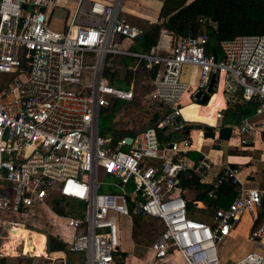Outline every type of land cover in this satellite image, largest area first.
<instances>
[{"label": "built area", "instance_id": "built-area-1", "mask_svg": "<svg viewBox=\"0 0 264 264\" xmlns=\"http://www.w3.org/2000/svg\"><path fill=\"white\" fill-rule=\"evenodd\" d=\"M61 1L0 0V230L11 231L9 241L21 225L12 215H28L37 205L50 207L56 239L67 251L83 254V264H123L116 215L132 218L134 213L161 222L162 230L149 246L159 261L180 253L188 264H222L218 244L245 212L264 207V187H241L227 207L214 208L209 221L190 215L179 184L182 174L204 181L214 165H222L211 181L214 196L225 179L238 180V169L218 163L201 147L196 148L203 155L197 162L187 157L193 141L181 135L188 119L180 102L190 85L182 71L186 65L198 68L194 93L207 90L215 75L226 98L239 91L242 100H257L262 112L264 34L223 39L222 54L215 56L206 50L208 34L183 36L162 27L158 41L137 52L124 47L123 40L133 41L145 30L120 17L118 0H77L57 29L51 20L63 7ZM126 55L133 60L117 63ZM122 66L132 79L119 86L111 78ZM140 69L151 86L143 103H158L159 117L132 135L102 134L101 108L117 99L133 101ZM218 104L216 137L225 110ZM260 129L264 119L246 117L232 126L231 134L249 145ZM57 196L79 204L59 213L54 209ZM14 235L19 243L9 248L3 243L0 256L10 250L33 255L23 248L26 239ZM249 238L254 249L230 264H264V218Z\"/></svg>", "mask_w": 264, "mask_h": 264}, {"label": "crops", "instance_id": "crops-1", "mask_svg": "<svg viewBox=\"0 0 264 264\" xmlns=\"http://www.w3.org/2000/svg\"><path fill=\"white\" fill-rule=\"evenodd\" d=\"M64 1L65 0L61 1L62 5H63ZM71 1L73 3L74 8H75L77 0H71ZM104 1L107 3L113 4L116 0H104ZM163 1L164 0H118V2H120L118 5L120 8L119 14H121V12L124 13L122 19H124L128 22H131V23L138 24L140 26L143 25L142 27L146 31L148 28L151 27L152 24L159 22V14H160V10H161ZM53 22H54V18L51 20V23H53ZM64 23H65V21H64ZM136 39L133 41H129V40L124 39L123 40V46L126 47L127 49L131 50V51H137L134 49V46L136 44L135 43ZM158 39H159V37H158ZM137 52H145V51L139 50ZM217 53L220 55V53L218 51H217ZM131 60H133V58L130 55H126L123 57H118L117 63L125 65V64H128ZM185 67H187V69L192 68L191 72L195 76V80H192L191 78L188 79L187 72L184 71ZM184 68L182 71V79L185 82H187L190 85V87H193V89L196 88L198 85V82H199L198 68L193 66V65H186V66H184ZM119 69H120V71H119L120 73L114 76L115 82L116 83L117 82H121V83L130 82L132 79V74L130 72L126 71L124 66H122V68H119ZM145 77H146L145 70L140 69L138 76H137L138 80L136 81L137 86H138L137 96L133 101H129V102H131V104L133 103V105H135L134 102H138L140 104H141V102L143 103L144 98L141 99V101H140V100H138V97H143V95L145 96L151 88L150 83L148 82V80ZM193 89H192V94L194 96L195 93L193 92ZM222 89H223L222 85L221 86L216 85V83L214 82V85L212 88V93H211L210 98L206 104L198 103L197 99L194 96V99L196 100L195 103L188 105L187 107L182 105L183 113L186 116V118L188 119V122H187V129L184 132H182L181 135H188L192 138V141H193V146L186 153L187 157L191 161L197 162L199 159H201V157H203L202 152H205V153H208V155L212 159L217 161L218 163H226V164L230 163L231 166L236 167L238 169V180L237 181L233 180V181L239 183V187L237 190L238 194L240 192L241 187H264V154H263V150H264V129H260L259 132L253 134L250 137V144L249 145L240 144L239 139L237 137H236V140H232L231 137H233V134H231L228 139H222L219 136L210 137V145L207 143L208 138L204 135V129L206 126H213L214 127V124L216 122L214 115H215L216 108L219 106L218 103L225 105L224 114H225L226 110L230 106H233L235 103H246V101L241 99V95L239 94L240 93L239 91L234 96H231V97L227 96V98H226V96L222 93ZM202 105H205V107L207 108L206 115L204 113H197L196 112V108L197 107L201 108ZM259 109H260V107L258 106L254 115L244 116L243 118L250 117V118H252L254 120H258V121L263 120L264 119V111L261 112V111H259ZM224 114H223V119H222L223 126H226L225 124H228L229 126H235L234 124L224 122ZM158 117H159V113L154 110L152 113V116H151L152 121H151L150 125H152L154 123L155 119H157ZM129 118L131 119L130 116H129ZM191 123H194V124H191ZM121 125L122 124L112 128V131H114L117 134L116 136L124 135V134L132 135L131 133H133V132L136 133V132H138V131L149 126V124H148L146 126H143L140 129H138V130H135V129L129 128V126H133L132 122L127 127H124ZM196 125H202V127L197 128ZM102 134L110 135V134H105V133H102ZM195 136H196V139H195ZM219 140H221V141L218 142ZM200 147L202 149V152L196 150V148H200ZM221 172H222V165L216 164V165H214V169L212 170V172L209 174V177L205 179L206 181L205 180L202 181L201 178L199 176L198 177H199L201 182L211 184V181L213 179H215L216 176L219 175ZM184 190H185V195L188 198V200H193L195 198L196 193L194 190L189 189V188H184ZM190 192H191L192 196L188 197L187 193H190ZM56 199L57 198L55 197L54 200L56 201ZM197 202H200V203H197ZM194 203H195V210H194L195 216L194 217L201 218V217H198L196 215H199V213L204 214V216L207 218H201V219L208 220V221L210 220L209 214L211 212H213L214 208H217L214 205V203H210V202L194 201ZM73 204H74L73 206H75V205H78L79 203L73 202ZM205 204L209 205V208H207L205 206ZM56 205H57V203H56ZM56 205L54 206L55 210H56V208H55ZM220 207H226V206H220ZM69 208L70 207L68 205H66L64 207V210L66 209L65 211L68 212ZM35 209L36 210H43L44 208H42L40 205H37L35 207ZM48 211H50L52 213L50 207L48 208ZM34 212H35V210H34ZM245 215H247L246 224L243 226H241L240 224L239 225L237 224L236 228L233 229V231L231 232V235L225 239V240L229 241L232 248L229 250V256H228L227 260H225L224 262L220 261L222 264H230L231 261L239 259L240 257L244 256L247 252L254 249V246L252 245L251 250H249V251L245 250L244 251V247H245L246 242H251L253 244V242L249 238L250 232L253 228L258 226L262 222V220L264 218V207L257 209L255 213L245 212L241 218H243V216H245ZM52 228H53V226H52ZM30 229L33 230V228H30ZM42 233H44L47 237V240H49L48 238H50L51 235H48L45 232H42ZM133 241H135V240H133ZM135 243H136V246L140 245L139 242L135 241ZM9 246H8V248H9ZM148 248L150 249V247H148ZM136 252L140 253V255H136L133 253L128 254V255L141 257L143 252L140 250V248H138V250ZM237 253H240V256H237ZM46 254L48 256L46 258V259H48L47 260L48 262H44V263H49L52 261V259H56L54 261V263H52V264H68V263H70V264H81L82 262L84 263V255L83 254L78 253V252H69L66 250V248L65 249L51 250L48 247V249H46ZM128 255L125 257V259L128 258ZM153 258H154V261L152 263H149V264H158L160 262L159 260L155 259V257H153ZM176 258H177L176 253L172 254L167 259V261H165V262H169L168 264H176L175 263ZM119 264H121V263H119ZM123 264H126L125 260H124Z\"/></svg>", "mask_w": 264, "mask_h": 264}, {"label": "trees", "instance_id": "trees-1", "mask_svg": "<svg viewBox=\"0 0 264 264\" xmlns=\"http://www.w3.org/2000/svg\"><path fill=\"white\" fill-rule=\"evenodd\" d=\"M162 27L183 36L206 33L209 36L207 52L218 51L219 43L223 39L237 34H264V0H164L159 22L152 24L136 39L134 49L148 51L158 41ZM114 76L112 75V82ZM258 106L257 100L235 103L226 110L224 122L237 125L244 116L254 115ZM179 184L196 193L195 198L188 202L191 216H195L194 201L214 203L216 207H227L237 196L239 187V183L225 179L212 197L210 191L213 186L201 182L195 174H182ZM62 201L70 207L68 212H72L73 202L58 196L56 210L59 213L66 212L61 205ZM205 206L209 208V205L205 204ZM132 219L135 224L132 236L138 242L135 227H142L143 216L133 213ZM48 247L51 250L65 249L66 244L51 236ZM122 257L125 258L126 254L123 253Z\"/></svg>", "mask_w": 264, "mask_h": 264}, {"label": "rangeland", "instance_id": "rangeland-1", "mask_svg": "<svg viewBox=\"0 0 264 264\" xmlns=\"http://www.w3.org/2000/svg\"><path fill=\"white\" fill-rule=\"evenodd\" d=\"M73 8L74 6H73L72 1L65 0L63 3V7L56 9V13L53 16L54 22L52 23V25L58 29H62L64 25L63 20L68 14H71L73 12L74 10ZM123 15L124 13L121 12L120 14L121 18L123 17ZM218 52L220 53V55L222 54L220 48H218ZM191 70L192 68H188V69L187 67L184 68V71L187 72L188 79L191 78L192 80H195V76L193 75ZM192 89L193 87H189V89L183 94L181 98V102H180L181 105L187 107L188 105H191L196 102L192 94ZM144 97H145L144 95L143 97H138V100L141 101V99H143ZM134 104L135 105H133V103L131 104V102L127 100L117 99L113 103V105H110L109 107L101 108L100 119H99L100 131L105 134L116 136L117 134L114 131H112V128L115 126H119L120 124H122L121 126L127 127L132 122L133 126H129V128H132L135 130H138L148 124L150 125L152 121V118H151L152 113L155 110L156 106H158L159 104L158 103L145 104L142 102L141 104L138 102H134ZM196 112L204 113L206 115L207 108L205 107V105H202L201 108L200 107L196 108ZM129 116L131 117V119L129 118ZM191 124H194V123H191ZM131 134H134V132ZM236 137L237 136L233 135L231 139L236 140ZM207 138H208L207 143L210 145V137H207ZM195 139H196V136H195ZM220 141L221 140H219L218 142ZM187 196L191 197L192 196L191 192L187 193ZM75 209L76 207L74 206V210ZM211 213L209 214V217L211 216ZM116 216H117L118 223H119V237H120L119 251L120 253L122 254L124 253L126 254V256L132 253L136 255H140V253L136 252L138 248H140V250L143 252L141 257L128 255V258L125 259L126 264L152 263L154 261V258L152 257L153 256L152 250L149 249L148 247L158 237L159 233L161 232L162 230L161 222L156 218H152L149 216H143V219L141 222L142 227H137V226L135 227L137 240L140 243L139 246H136V243L135 241H133L134 239L132 236L134 226H135L134 221L130 217L123 215V214L117 213ZM196 216L201 217V218H207L204 216V214H200V213L199 215H196ZM5 217L7 218V216ZM10 218L21 222V225L25 226L26 228H33L34 231L37 230L40 232H45L48 235L55 237L54 235L55 229H53L51 226L52 225L51 224L52 213L48 211V208L46 209L44 208L43 210L35 209V212H32L28 215H12ZM246 219H247V215L243 216V218H241L238 225L239 224L241 226L245 225L247 222ZM7 235H8L7 230H4V231L0 230V247L3 246V243L10 242L12 244L11 239L8 241ZM48 239L50 240V238ZM19 240L20 239L18 237H15L14 244L19 243ZM49 240H48V245H49ZM252 245L253 244L251 242H246L244 251L251 250ZM218 246H219V249H218L219 259L221 262H224L225 260H227L229 256V250L232 248V246L230 245L228 240H224L220 242ZM237 256H240V253H237ZM176 257H177L175 261L176 264H187L184 261L180 253H176ZM47 260L48 259L44 258V256L38 257V256L31 255L29 253L27 254H22L20 252L16 253V252H12V250H10L9 254H4L0 256V264H43L44 262H48ZM168 263L169 262L160 261L158 264H168ZM81 264H83V262Z\"/></svg>", "mask_w": 264, "mask_h": 264}, {"label": "bare ground", "instance_id": "bare-ground-1", "mask_svg": "<svg viewBox=\"0 0 264 264\" xmlns=\"http://www.w3.org/2000/svg\"><path fill=\"white\" fill-rule=\"evenodd\" d=\"M223 88V86H222ZM183 111V110H182ZM15 234L21 235V237H24L26 241H24V250L25 252H31L33 255H44L46 254V241L47 237L44 233L40 231H30V228H26L23 225L16 226L15 229L12 230L13 236H10L9 238L12 240V243H14ZM11 234L8 233V235ZM11 245L10 242L6 243V248Z\"/></svg>", "mask_w": 264, "mask_h": 264}, {"label": "water", "instance_id": "water-1", "mask_svg": "<svg viewBox=\"0 0 264 264\" xmlns=\"http://www.w3.org/2000/svg\"><path fill=\"white\" fill-rule=\"evenodd\" d=\"M213 52H214L215 56H217V54H218L217 51L213 50ZM214 82H215V75H212L207 90L198 89L195 92L194 96L197 99L198 103L206 104L208 102L210 95L212 93V88H213ZM118 85L122 86L123 84L119 83ZM196 126H197V128L202 127V125H196ZM231 132H232V126H229V125L221 126L219 129L218 135L222 139H228L231 135ZM204 135L206 137H215V135H216L215 128L213 126H206L204 129ZM6 230L8 231V229H6Z\"/></svg>", "mask_w": 264, "mask_h": 264}]
</instances>
